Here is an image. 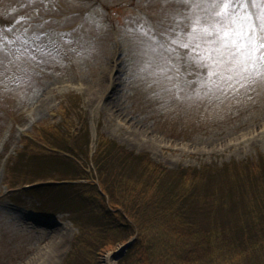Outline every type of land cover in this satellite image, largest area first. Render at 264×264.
Listing matches in <instances>:
<instances>
[{
	"label": "rangeland",
	"instance_id": "374dc122",
	"mask_svg": "<svg viewBox=\"0 0 264 264\" xmlns=\"http://www.w3.org/2000/svg\"><path fill=\"white\" fill-rule=\"evenodd\" d=\"M45 3L0 0V264H68L69 255L70 264H130L132 237L119 236L104 248L106 233L93 225V214H75L74 204L54 212L48 194L32 193V184L21 188L35 179L74 176L69 169L32 166L49 154H14L19 133L38 124L30 133L37 138L40 129L54 126L47 129L49 141L56 147L65 141L94 171L91 154L101 138L168 169L218 170L264 158V80L226 87L213 78L220 87L209 91L204 50L194 46L158 49L133 64L135 37L129 29L144 11V0ZM49 37L59 45L55 51ZM112 78L115 96L107 89ZM89 174L94 176L91 169ZM82 227L89 228L87 240L76 247L73 238ZM88 241L96 249L87 262Z\"/></svg>",
	"mask_w": 264,
	"mask_h": 264
},
{
	"label": "trees",
	"instance_id": "16d2710c",
	"mask_svg": "<svg viewBox=\"0 0 264 264\" xmlns=\"http://www.w3.org/2000/svg\"><path fill=\"white\" fill-rule=\"evenodd\" d=\"M47 129L26 138L29 154L19 155L49 154L33 164L69 169L67 173L83 178L85 170L69 157L74 156L72 147L65 141L56 147ZM96 151V183L80 184L77 190L51 184L34 192L43 189L48 207L56 212L74 204L75 214H93V225L106 233L104 248L119 236H135L130 264H264V158L202 171L168 169L109 139L101 138ZM88 230L81 228L76 247L87 240ZM95 249L89 242L85 261Z\"/></svg>",
	"mask_w": 264,
	"mask_h": 264
},
{
	"label": "snow or ice",
	"instance_id": "6c2138e0",
	"mask_svg": "<svg viewBox=\"0 0 264 264\" xmlns=\"http://www.w3.org/2000/svg\"><path fill=\"white\" fill-rule=\"evenodd\" d=\"M141 7L144 11L132 20L135 28L129 29L135 37L133 64L135 57L158 49L194 46L204 50L209 91L212 86L220 87L213 78L226 87L264 80V0H144ZM35 46L42 50L41 45ZM49 46L52 51L59 47L51 37Z\"/></svg>",
	"mask_w": 264,
	"mask_h": 264
},
{
	"label": "bare ground",
	"instance_id": "6f19581e",
	"mask_svg": "<svg viewBox=\"0 0 264 264\" xmlns=\"http://www.w3.org/2000/svg\"><path fill=\"white\" fill-rule=\"evenodd\" d=\"M113 78H112V81L108 82V90L110 91L111 95L112 96H115V90H114V83H113Z\"/></svg>",
	"mask_w": 264,
	"mask_h": 264
}]
</instances>
